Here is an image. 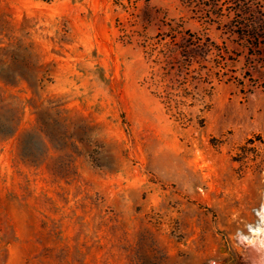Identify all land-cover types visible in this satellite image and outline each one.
<instances>
[{
	"label": "rangeland",
	"instance_id": "1",
	"mask_svg": "<svg viewBox=\"0 0 264 264\" xmlns=\"http://www.w3.org/2000/svg\"><path fill=\"white\" fill-rule=\"evenodd\" d=\"M263 223L264 0H0V264H258Z\"/></svg>",
	"mask_w": 264,
	"mask_h": 264
},
{
	"label": "bare ground",
	"instance_id": "2",
	"mask_svg": "<svg viewBox=\"0 0 264 264\" xmlns=\"http://www.w3.org/2000/svg\"><path fill=\"white\" fill-rule=\"evenodd\" d=\"M258 229L262 232V237L253 241L251 253L254 259H257L258 264H264V223Z\"/></svg>",
	"mask_w": 264,
	"mask_h": 264
}]
</instances>
